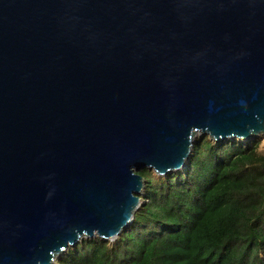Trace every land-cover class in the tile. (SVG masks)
<instances>
[{"label": "water", "instance_id": "95a60500", "mask_svg": "<svg viewBox=\"0 0 264 264\" xmlns=\"http://www.w3.org/2000/svg\"><path fill=\"white\" fill-rule=\"evenodd\" d=\"M197 136H264V0H0V264L114 241Z\"/></svg>", "mask_w": 264, "mask_h": 264}, {"label": "trees", "instance_id": "16d2710c", "mask_svg": "<svg viewBox=\"0 0 264 264\" xmlns=\"http://www.w3.org/2000/svg\"><path fill=\"white\" fill-rule=\"evenodd\" d=\"M141 203L114 241L69 246L54 264H264V143L197 136L182 170L137 173Z\"/></svg>", "mask_w": 264, "mask_h": 264}, {"label": "built area", "instance_id": "2783aa9c", "mask_svg": "<svg viewBox=\"0 0 264 264\" xmlns=\"http://www.w3.org/2000/svg\"><path fill=\"white\" fill-rule=\"evenodd\" d=\"M264 137V136H263ZM262 142L264 143V140H262Z\"/></svg>", "mask_w": 264, "mask_h": 264}, {"label": "rangeland", "instance_id": "374dc122", "mask_svg": "<svg viewBox=\"0 0 264 264\" xmlns=\"http://www.w3.org/2000/svg\"><path fill=\"white\" fill-rule=\"evenodd\" d=\"M262 140H264V137H262Z\"/></svg>", "mask_w": 264, "mask_h": 264}]
</instances>
